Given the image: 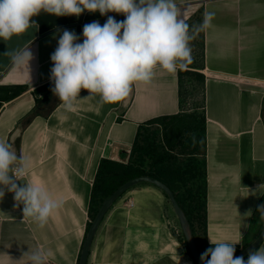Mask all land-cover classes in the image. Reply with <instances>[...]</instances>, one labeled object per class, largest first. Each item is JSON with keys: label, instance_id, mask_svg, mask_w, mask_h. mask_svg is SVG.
I'll return each mask as SVG.
<instances>
[{"label": "crops", "instance_id": "crops-1", "mask_svg": "<svg viewBox=\"0 0 264 264\" xmlns=\"http://www.w3.org/2000/svg\"><path fill=\"white\" fill-rule=\"evenodd\" d=\"M175 2L189 25H199L196 20H203L206 12L214 13L210 26L198 33L204 53L199 72L205 77L206 242L208 246H214L209 238L239 242L235 244L239 251L264 228L257 211L264 204V187L259 188L264 185V0ZM109 16L125 19L115 12L101 15L85 10L79 17L41 12L33 18L38 30L8 44L0 40V140H9L19 129L14 147L30 164L25 179L42 183L53 198L63 201L40 227L23 216V204L17 207L14 194L5 191L0 200V264H17L36 247L49 254L48 264H78L92 222V185L101 160L127 164L141 125L180 113V70L157 69L151 82L136 83L130 95L116 104L101 103L98 95L87 98L84 89L74 112L65 111L51 90L40 93L41 102L36 104L32 92L52 83L50 56L59 38L54 39V34L67 29L82 43L83 27L94 21L102 26ZM30 40L31 84L26 69L3 55ZM18 87L27 91L9 99ZM249 210L252 214L246 216ZM181 235L166 194L141 183L106 213L87 264H194ZM19 264H28L27 257Z\"/></svg>", "mask_w": 264, "mask_h": 264}, {"label": "clouds", "instance_id": "clouds-1", "mask_svg": "<svg viewBox=\"0 0 264 264\" xmlns=\"http://www.w3.org/2000/svg\"><path fill=\"white\" fill-rule=\"evenodd\" d=\"M85 10L101 15L121 13L125 19L117 21L109 16L102 26L98 21L86 24L82 43L67 29L54 34V39L57 35L59 38L50 56V90L67 112L76 110L75 101L82 89L88 91L87 98L98 95L101 103L116 104L130 95L136 83L151 82L157 69L168 73L185 69L192 59L189 41L209 27L214 17V13L206 12L202 24L189 25L175 0H0V40L8 44L14 37L38 30L33 18L41 12L79 17ZM30 44L31 40L21 48H8L3 55L13 65L26 69L31 84L30 62L34 56ZM19 132L17 129L7 141L0 140V200L5 191L13 193L16 206L23 204V216L44 227L63 201L53 198L42 183L25 179L30 164L23 155H17L14 147ZM18 180L25 183L18 185ZM257 211L259 219L264 220V204L258 205ZM251 214V210L245 213ZM209 241L214 247L201 254L202 264H264V246L250 252L245 261L243 257L234 258L239 242ZM48 255L36 247L20 260L27 257L28 264H48Z\"/></svg>", "mask_w": 264, "mask_h": 264}, {"label": "trees", "instance_id": "trees-1", "mask_svg": "<svg viewBox=\"0 0 264 264\" xmlns=\"http://www.w3.org/2000/svg\"><path fill=\"white\" fill-rule=\"evenodd\" d=\"M202 22V17L196 20V23L202 24ZM200 42V67L198 69L186 67L192 70L184 69L179 72L180 113L156 118L141 125L130 150L127 164L108 159L101 160L92 185L89 219L93 221L103 202L123 184L135 178L150 177L173 192L190 223L201 256L206 249L214 246H208L206 242L205 77L199 72L203 70V38ZM188 79L197 82L198 89L192 84L184 87L183 81ZM51 87H53L52 83L32 92L36 97V104L41 102L38 95L50 90ZM182 88H185L184 91ZM195 89L200 96L199 99L191 97ZM26 91L23 87L14 88L9 99H15ZM33 115L35 111L28 120ZM193 135L196 138L195 144ZM180 238L185 243L183 234ZM185 246L187 254L192 258L186 243ZM235 249L234 255L238 252V249Z\"/></svg>", "mask_w": 264, "mask_h": 264}, {"label": "water", "instance_id": "water-1", "mask_svg": "<svg viewBox=\"0 0 264 264\" xmlns=\"http://www.w3.org/2000/svg\"><path fill=\"white\" fill-rule=\"evenodd\" d=\"M44 100H46V98ZM263 108H264V100H263ZM141 183L152 184L158 187L159 189H161L166 194V196L168 197L171 203L174 214L178 220V223L181 228V232L185 239V243L191 253V256L194 262L196 264H202V261L200 259L201 256L198 252L190 223L186 215L184 214L183 210L180 208L173 192L161 182L153 180L150 177L135 178V179H132L126 182L103 202L98 212L96 213L93 221L90 224V227L88 229L85 242L83 244L82 251L79 257L78 264H87V260L90 254V249H91L94 237L106 213L126 192H128L130 189L134 188L135 186ZM263 242H264V228L262 232L259 234V236L251 244L239 250L234 255V258L235 257H243L244 259L247 258L249 253L255 250H258V248L262 245Z\"/></svg>", "mask_w": 264, "mask_h": 264}, {"label": "rangeland", "instance_id": "rangeland-1", "mask_svg": "<svg viewBox=\"0 0 264 264\" xmlns=\"http://www.w3.org/2000/svg\"><path fill=\"white\" fill-rule=\"evenodd\" d=\"M199 37L200 36L197 33L195 35V39L189 41V45H190L191 50H192L191 51L192 59H191V62L187 65V67L196 68V69H198L200 67V63L199 62H200L201 42H200V38ZM189 84H192L193 87L198 89L199 85L193 79H190V80L188 79V80H184L183 81L184 87L189 85ZM184 89L185 88H182L183 91H184ZM196 89L191 93V97H195V98L199 99L200 96L198 95ZM197 99H196V101H197Z\"/></svg>", "mask_w": 264, "mask_h": 264}, {"label": "built area", "instance_id": "built-area-1", "mask_svg": "<svg viewBox=\"0 0 264 264\" xmlns=\"http://www.w3.org/2000/svg\"><path fill=\"white\" fill-rule=\"evenodd\" d=\"M127 206H128V207H132V204H128Z\"/></svg>", "mask_w": 264, "mask_h": 264}]
</instances>
